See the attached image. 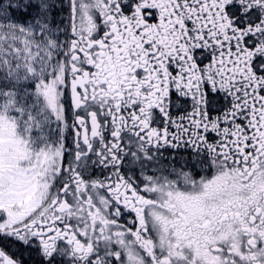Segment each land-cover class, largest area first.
<instances>
[{"label":"snow or ice","instance_id":"1","mask_svg":"<svg viewBox=\"0 0 264 264\" xmlns=\"http://www.w3.org/2000/svg\"><path fill=\"white\" fill-rule=\"evenodd\" d=\"M0 264H264V0H0Z\"/></svg>","mask_w":264,"mask_h":264}]
</instances>
